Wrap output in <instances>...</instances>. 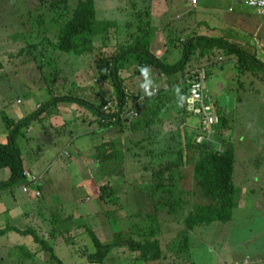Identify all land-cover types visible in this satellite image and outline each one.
<instances>
[{
    "label": "rangeland",
    "instance_id": "374dc122",
    "mask_svg": "<svg viewBox=\"0 0 264 264\" xmlns=\"http://www.w3.org/2000/svg\"><path fill=\"white\" fill-rule=\"evenodd\" d=\"M172 1H166V8H164L162 1V8H157V14H153L152 18V9L150 11V8L145 7L149 4V0H124L122 4L120 0H95L98 22L116 20L117 27L116 29L111 28L113 34L109 41L96 39L95 44L97 46L99 44L98 47H100L97 52L79 56L72 52L61 55V52L53 49V45L47 44H39L38 49L31 51L22 41H25L23 35L28 40L27 32L32 26L39 34H42V28L52 26L51 20L55 13L53 10H59L56 8V0H0V60L5 63L3 67H0V140L6 139L4 138L6 124L2 116L3 110L11 118H21L23 117L20 115L21 113L32 112L36 109L37 103H44L52 98L53 93H51L50 88L59 86L61 89L63 87V92H65L68 88L67 85L70 86L71 79L76 83L77 81L80 82L78 94L81 97L90 101L95 100L93 102L95 104L101 99L105 100L106 103L111 101L114 104L110 98L102 97L101 92H96L94 95L92 89L102 87L104 82L111 83L109 77H103L100 74V69L117 51L118 41L121 40L126 43L125 36L137 32L140 25L146 20L151 19L152 24L161 27L160 33H157L158 42L162 45V51L169 47L168 60L170 62L182 57V50L175 47L173 43L167 44L166 42L170 41L172 37H187L186 34L189 33H182L181 27L183 26L185 29L186 26L192 25V30L199 29L202 34H221L222 36H225L223 29L227 28L231 34H234H232L233 41L241 45L243 43V46L245 44L243 48L248 49V51H253L254 46L259 45L261 41L264 42L261 39V36L264 37L262 16L251 6L238 4L237 0H200L202 14L194 15L192 11L187 12L182 7L180 9L182 15L179 16L177 12H179V7L184 5L185 0H177V3ZM75 2L76 0H68L71 5ZM230 6H233L235 10L230 11ZM147 11L150 12V15H147ZM215 13L223 18H236L239 23L238 25L230 23L231 25L228 24L227 27H223L225 25L223 22V26L214 29H209L211 27L209 23L200 25L199 21H208ZM39 17L42 18L39 19ZM164 27H166V31L163 30ZM258 27L260 28V35H258ZM167 31L173 33H167ZM194 32H190L189 35L194 34ZM18 34L20 36L16 39ZM96 37L99 38L98 35ZM29 41H35V39L30 38ZM22 47H25L24 52L21 50ZM158 48L159 46H156L154 50H158ZM41 49L44 50L45 56L40 54L42 53ZM260 49L258 56L264 60V53ZM162 54L158 55L161 56ZM223 55L224 53L221 51L213 54L212 59L215 64L208 66L210 70L205 88L217 112L232 119L231 123L240 132H245L241 128H247L246 132L249 133L245 132L244 135L248 138L245 136L243 141L248 144L253 142L255 147H245L240 149V152L238 148V158L243 152V156H249L253 159L255 168H260V171H255V173L261 177L264 171V82L259 77L262 75L261 69L254 67V64L253 66L249 65L251 67L249 68L245 62L243 64L236 62L234 58H228V56L221 61L220 56ZM217 60L219 62H216ZM192 63L194 68H197L206 66L209 62L198 57L193 58ZM128 67L126 68L127 71L123 73V79L130 97L128 99L130 104H134L136 97L138 100L144 98L147 89L143 90V85L146 88L165 87L163 85L166 84L164 81L166 78L153 77L152 75L141 78V75H136L137 73L132 71L133 66ZM189 68L191 69V67ZM59 69L61 70L57 73ZM156 70L153 71L158 73ZM154 93L156 92L154 91ZM97 95L100 96L97 97ZM161 99L162 101H152L150 105L154 109L156 105L161 104L155 111L161 114L158 116H162V119L152 123V133H156L154 135L155 140L144 142L149 148L158 147V143H164L168 133L176 127L175 125L179 121L178 118H175L178 115L175 112L178 106L169 104L168 95H164ZM71 105L69 103L66 106L63 104L58 109L68 118H70L72 111L73 116L81 119L78 120L80 124L78 132H75L74 127L76 126L72 120L62 128L60 127L62 125L52 126L48 117L39 118L32 121L29 137H22L18 140L25 166L32 167L36 174L41 173L45 166L51 167L50 174L53 172L54 175V171L57 172L56 168H63V163L67 167L70 166L71 172H68L67 175L64 172L53 179L54 185H52L57 186V192L52 195L51 199L46 196L44 199L34 197L32 203L23 201L20 205L24 213L22 219L14 222L12 219L7 220L8 216L6 215L4 222L7 220L25 229L28 226H35L39 235L45 236L53 244L56 254L63 260L64 264L84 262L89 264L87 255L89 251L96 250L90 234L86 232L84 227L75 226L71 229L72 235H75L74 241L70 238L68 242L67 237L59 232L53 236L51 234L53 225L57 226L59 230L63 229L59 223L64 222L65 219L68 220L66 225L88 223L87 225L92 226L99 237L110 241L115 232L125 231L129 228L134 231L135 236L139 237L137 234L139 225L148 229L150 225H153L151 219L144 217V215L155 213L158 216L161 231L158 237L162 238L165 247L175 237L177 231L183 230L184 211L186 210L180 207L179 211L169 213L166 207L159 208L155 198L151 196L153 189L150 187L152 164L149 163L150 156L145 152L147 149L134 146L133 149L140 153L139 156H134L135 154L132 153L134 150L129 151L127 149V146L145 134L140 135V133L128 130L125 138L122 136L125 145L119 148L117 153L120 156L119 160L114 158L113 162L100 163L99 159L96 161L95 155L104 151L103 138L108 134L107 130L115 128V125L105 126L98 130L99 123L94 121L91 128H96L97 133L90 135V140L87 141V138L82 136L83 133L80 131L89 129L90 117L92 114L95 116L97 114L87 106ZM185 115L187 116L186 123L189 122L190 125L199 121V117L196 115L189 113ZM84 117L86 118L85 123L82 120ZM71 130H74L75 134H79V141H83L85 147L89 149L88 151L85 150L86 148L81 151L77 149L75 142H69ZM114 135L119 137V133L111 132L110 139H114ZM83 144L80 149L84 147ZM122 154L123 159L121 158ZM115 160L116 162H114ZM239 163L240 160H238V166H240ZM250 164L251 161L247 160L245 170H250L253 173ZM86 165H88L87 168ZM145 166L148 169H145ZM238 166L234 174V183L238 189L236 201L239 205L233 209L232 219L226 222L215 221L209 225L197 226L190 232L188 252L179 254L171 251L172 255L169 253L167 257L156 260L153 264H264V190L251 191L254 184L245 187L248 181L241 176ZM4 170L9 171L8 168H4ZM62 171L64 170L59 172ZM181 171L183 176L176 182V196L179 197L181 191L178 190L183 189L186 194H182V198L185 201L186 199L191 202L205 201L197 188L193 175V165L186 163ZM83 176L85 178L83 184L78 182V186H76V182L81 180ZM35 177L38 179L37 175ZM260 179L263 180V178ZM108 180L110 181L107 184L112 185L117 191L114 194H107L110 197L108 198L109 204L100 198L98 189V186ZM99 181L100 184H97ZM94 183L97 185L94 186ZM259 184L264 189V183L260 182ZM19 186L15 185L13 194L18 199H23V197H27V193L25 194V191L23 192ZM48 189L46 187L44 190L46 195ZM29 190V193H32L34 186H31ZM1 194L4 195L3 192ZM6 202L11 201L7 199ZM5 205L11 206L10 203H5ZM52 219H56V221ZM26 235L28 234L22 233L21 235L13 230H6L4 235H0V264H56L55 261L50 260L48 252L42 249L41 244L34 241L32 234ZM138 254L136 251L125 253L119 248L113 249L106 258V263L149 264L146 261L137 260L135 257Z\"/></svg>",
    "mask_w": 264,
    "mask_h": 264
},
{
    "label": "trees",
    "instance_id": "16d2710c",
    "mask_svg": "<svg viewBox=\"0 0 264 264\" xmlns=\"http://www.w3.org/2000/svg\"><path fill=\"white\" fill-rule=\"evenodd\" d=\"M152 1L153 0H149V4L145 7L151 8L150 4ZM56 5V8H59V10H53L55 13L51 20L52 26H46L44 29L42 28V34L36 32L34 26H32L27 32L28 40L25 38V35L22 36L25 39V41H22L31 51L33 49H38L39 44H47L53 45V49L57 50V52H61V55L70 52L79 56L86 53H93L96 49L94 45L95 36L100 35L103 41H109L113 34L111 33V28L116 29L117 27L116 20L98 22L95 0H76L75 4L72 5L68 3V0H56ZM146 13L150 15L149 11ZM147 17L150 18V16ZM41 18L42 17H39V19ZM200 25H202V23H200ZM157 29L158 27L152 24L151 19L146 20L140 25L137 32L125 36L124 40L126 43L121 40L118 41L117 51L111 55V59H108L106 65L102 66L100 69V74L103 77L107 76L111 79L114 97L110 99L114 101L116 109H111L109 111L105 110L104 106L106 102L103 99L98 100L95 104L81 97V95L74 94L75 91L72 89L75 87L74 84L76 82L70 78V86L67 85L68 88H66L65 92H63V87L61 88L62 90L59 86L50 88L52 91L51 93H53L52 98L46 100L44 103H39L36 109L26 116L11 118L4 113V110L2 111V116L6 124V132L4 134V138L6 139L0 140V170L8 168L10 175L5 179H0V189L4 187L14 188L16 184L20 185L21 183H23V185L33 184L25 174V171L28 169L25 167L22 149L18 140L19 138L26 137L27 129H29L34 119L49 118V108L54 106L58 107L60 103L68 102L70 104L92 108L94 113L97 114L96 116L97 119H99L101 128L102 125H115L116 129L114 132L119 133V137L115 136L114 139L102 143L104 151L97 153V159L100 160V163L113 162L114 158L119 160L120 156L117 153L119 152V148L125 145L124 139L122 140V136H125L123 132H128V130H130L134 133H140V135H142V133L145 134V136L140 137L137 141L127 146V149L129 151H135V149H133L134 146H139L144 150L147 149L145 152L150 156L151 160L149 163L152 164L150 171V187H153L151 196L155 198L159 208L166 207L169 213L179 211L180 207L186 210L184 211L183 230L177 231L175 237L164 247L162 238L158 237L161 231L159 228L158 216L155 213H146L144 215V217L151 219L153 225H150L149 229L139 225L137 230L139 237L135 236L134 231L129 228L125 231L115 232L110 241L103 240L99 237L94 228L87 225L88 223H78L73 226L71 224L66 225L68 220L65 219L64 222L59 221V224L63 227V229L60 230L57 226L53 225L51 234L56 236L58 232L63 233L65 237H67L66 239H68V242L70 238L74 241L75 235L71 233L73 227H84L86 232L90 234L96 247L95 251H89L87 255V262H89V264H107L106 258L109 253L117 248L125 253L128 251H136L139 254L135 258L137 260L146 261L149 264H153L156 260H162L164 257H167L169 253L172 255L171 251H175L179 254L188 252L190 248L191 230L195 229L197 226L209 225L215 221L226 222L231 220L233 209L238 203L236 201L238 191L233 180L236 151L231 138L226 136V130L232 128L233 124L230 122L229 117L220 115V121L216 124L215 138L217 139L216 141L220 143L221 149L217 148L218 143L214 141L197 143L196 137L202 132L200 123L197 128L189 127L186 123L187 116L185 114H187V112L184 108V100L188 93L187 78L189 75L191 77L196 76V74H191L192 70L195 69L192 59L198 57H202L206 62H209L206 65L208 77V66L215 64L212 56L217 51H221L227 55L235 54L240 63L243 64L245 62L248 66L250 64H255V62H259V60L256 55L250 54L242 45L232 41L230 38L222 35L202 34L198 29L197 32L193 31L194 34L192 35H189L190 33L186 34L187 37L185 38L180 36L170 37L171 39L167 44L173 43L175 47H179L182 50V57L174 62H170L168 60V54L170 52L169 47H167L161 56L152 51L151 46ZM182 33H184V31H182ZM19 36L20 34L16 36V39ZM30 38L40 40L29 41ZM21 50L24 52L25 47H22ZM41 52V55L45 54L43 49H41ZM128 63H135L138 65L136 70L138 74H143L145 72L150 73V70L157 69L159 74L172 77L168 87L166 84L163 85L165 87L157 86L151 88H146L145 85H143V90L147 89V93L144 96L146 99L143 103L137 102V116L124 115L127 110L129 95L125 88L124 79L120 75V70ZM4 64L5 63L0 60V67H3ZM261 64L264 66V63ZM189 67H191V69ZM60 70L61 69H59L57 73H59ZM58 90H61V92H58ZM154 91L156 93H154ZM139 93H141V91H139ZM164 95H168L170 98L169 104L172 103V105L178 106L175 112L178 115L181 113V116H175L179 121L175 125L176 127L168 133L167 140L164 143H158V147L153 146L149 148L146 147L144 142L147 140H155L154 135L156 133H152V123L156 120L158 121V119L160 120V118L162 119V116H158L161 114L155 111L161 104L156 105L154 109H152L150 105L154 100L162 101L161 98ZM136 98L134 99L135 101L137 100ZM134 151H132V153L135 154L134 156L140 155L139 152ZM121 158L123 159V154ZM116 160L114 162H116ZM186 163H191L193 165L194 179L205 201L191 202L188 199L185 201L184 198H182V194H186L183 189H179L178 191H181L179 192L180 195L179 197L176 196V182L183 176L181 170ZM144 168L148 169L146 166ZM109 181L110 180L98 186L100 198L107 204H109L108 198H110L107 194H114V192H117L112 185L107 184ZM39 182L32 186L40 190L41 194L36 196L34 191L32 193L34 197H41L44 199L45 196L42 197L43 185ZM72 219H74V217H72ZM52 220L56 221V219ZM8 228L0 229V235L5 234ZM18 231L21 232V234H32L34 241L41 244L42 249L48 252L50 260L55 261L56 264H64L63 260L56 254L53 244L48 238H45V236L39 235L35 226H28L25 230Z\"/></svg>",
    "mask_w": 264,
    "mask_h": 264
},
{
    "label": "crops",
    "instance_id": "0c3cea01",
    "mask_svg": "<svg viewBox=\"0 0 264 264\" xmlns=\"http://www.w3.org/2000/svg\"><path fill=\"white\" fill-rule=\"evenodd\" d=\"M121 1V4L123 3V1L124 0H120ZM163 1V4H164V8H166V1L167 0H153L152 1V3H151V8H150V11H151V9H152V11H151V17L153 18V14H157V8H162V6L163 5H161V2ZM172 2H176L177 3V0H173ZM237 3L238 4H244V5H246L244 2H242V1H239V0H237ZM197 4V5H196ZM196 4H191V1L190 0H185V3H184V5H182L181 7H179V12H177V14L179 15V16H181L182 14H181V12H180V9L182 8V7H184L186 10H187V12H189V11H192L193 13H194V15H197V14H199V13H201L202 14V10H200V8H202V4L200 3V0H198L197 1V3ZM178 7V6H177ZM192 9H191V8ZM196 8V9H195ZM229 10L230 11H234L235 9H234V7L233 6H230L229 7ZM255 10V9H254ZM199 11V12H198ZM211 17H213V18H211ZM210 17V20H208V21H204V20H202V21H199V23H202V25H205V24H207V23H209L210 24V26L211 27H209V29H214V28H216V27H221V26H223V22H225V25L223 26V27H227L228 26V24H230V23H233V24H237L238 25V23H239V21H238V19H234V18H223L222 16H220L219 14H213L212 16ZM245 21V20H244ZM246 21H248V19H246ZM218 23V24H217ZM263 23V22H262ZM227 24V25H226ZM231 25V24H230ZM161 29V27L159 26L158 27V29H157V31H156V34H155V37H154V41L152 42V46H151V48H152V51L155 53V54H160V53H163L166 49H164L163 51L161 50V44L158 42V35H157V33H160V30ZM181 29H182V31H184V33H190V32H193V31H195L196 32V30H192V25H188V26H186L185 27V29H184V26L183 27H181ZM184 29V30H183ZM190 29V30H189ZM260 28L258 27L257 28V31H258V35H260L259 34V30ZM163 30L164 31H166L167 29H166V27H164L163 28ZM169 30V29H168ZM167 33H173L172 31H167ZM223 33L225 34V37H227V38H230L232 41H233V36H232V34H231V32H230V30H227V28H225V29H223ZM204 34V33H203ZM215 35V34H214ZM221 35V34H220ZM234 35V34H233ZM255 35H257L256 34V32H255ZM215 36H217V35H215ZM96 37V36H95ZM98 37L99 38H94V45H95V47H96V49H95V52H97L98 51V49L100 48V47H98L99 46V44H98V46H97V44H95V42H97V40L99 41V39L100 40H102V37L100 36V35H98ZM232 37V38H231ZM97 39V40H96ZM261 39H263L264 40V37L263 36H261ZM40 39H38V40H35V41H39ZM96 40V41H95ZM167 43V42H166ZM237 43V42H236ZM103 44V43H102ZM239 44V43H238ZM239 45H241V44H239ZM156 46H159V48H158V50H154V48L156 47ZM244 46H245V44H244ZM243 46V43H242V47H244ZM98 47V48H97ZM260 48H262V49H260ZM259 49L260 50H262L263 51V53H264V42L263 41H261L260 42V44L259 45H257V46H254L253 47V51H248V49H246L250 54H253V55H256V57L258 58V60H259V62H255V64H254V67H258V68H260L261 69V71H260V73L262 74V75H260L259 77H261V79L263 80V82H264V66L261 64V63H264V60H262V59H260L259 58V56H258V51H259ZM223 53V52H222ZM228 56V58H234V60H236V62H239L238 61V57H237V55H235V54H230V55H227V54H224L223 56H220V59H221V61L222 60H224L225 59V57H227ZM216 62H219L218 60L216 61ZM254 63V62H253ZM137 65V64H136ZM136 65H135V63H128V64H126V66L123 68V69H121L120 70V75H121V77L122 78H124L123 76V73H124V71H127V69L126 68H129L128 66H133V68L134 69H132V71H134L135 73H137V68H136ZM204 65H206V64H204ZM251 66H253V64H250ZM135 66V67H134ZM249 68H251L250 66H249ZM154 70V69H153ZM153 70H150V73H144V74H139V76L141 75V78L143 77V76H147V77H149V76H158V77H161V78H166V79H164V81H165V83H166V85H167V87L169 86V81L171 80V78L172 77H166V76H163L162 74H159V73H156V72H154ZM209 70H210V68H209ZM157 71V70H156ZM130 72V71H129ZM128 72V73H129ZM252 72H254V71H252ZM154 73H156V74H154ZM133 74V73H132ZM136 75H138V73L136 74ZM141 80H143V79H141ZM163 82V81H162ZM78 86H81L80 85V82H78L77 81V85L72 89V90H74L75 92H76V94H78L79 93V87ZM92 92H94V95H95V93L96 92H101L102 93V97H107V98H113L114 97V89H113V87H112V85H111V83H106V82H104V84H103V86L102 87H96V88H93L92 89ZM91 92V93H92ZM90 93V92H89ZM78 95H80V94H78ZM100 95H97V97H99ZM94 98H95V96H94ZM130 98V97H129ZM137 100L134 102V104L132 105V103L130 104L129 102H128V108H127V110H126V112L124 113V115H129V113H130V111H132V110H134L135 108H136V104H137V102L139 103H143V101H145V99H146V97H144L142 100H138V98H136ZM111 100V99H110ZM90 101V100H89ZM95 100H92L91 102H94ZM68 102H63V103H60V105L58 106V107H56V106H54V107H51V108H49V110H48V114H50V116H49V119H50V122H51V125L52 126H54V125H62V126H60V127H65L71 120L74 122V124H75V126L76 127H74V130H75V132H78V128H80V124H79V121L78 120H81V119H79V118H76L75 116H73L72 115V111H71V116H70V118H68V117H66V116H64L63 114H62V112H60L59 111V107L61 106V105H63V104H65V106H66V104H67ZM70 104V103H69ZM39 105V103H37L36 104V107ZM71 105V104H70ZM214 105V104H213ZM71 106H73V105H71ZM132 107V108H131ZM135 107V108H134ZM131 108V109H130ZM215 108V107H214ZM66 110H68V108L66 107ZM129 110V111H128ZM216 110V109H215ZM70 111V110H69ZM30 112L28 111V112H24V113H21L20 115H22V116H26L27 114H29ZM219 113V112H218ZM220 115H222L221 113H219ZM180 115V114H179ZM179 115H178V117H179ZM61 116V117H60ZM72 117H74V118H72ZM172 118H173V116H172ZM163 119H165V118H163ZM83 123H85L86 122V118L84 117L83 119ZM229 120H230V122H232V119H230L229 118ZM94 121H96V122H98L99 123V119H97V116H95V115H93L92 114V117H90V123H89V125H90V128L89 129H82L81 131H80V133H83V135L82 136H84L85 138H87V141H89L90 140V135H92V134H94V133H97V130H96V128L94 129V128H91V126L93 125L92 123L94 122ZM164 121V120H163ZM187 125L189 126V127H198L199 126V121L198 122H196L195 124L193 123V125H190L189 124V122L187 123ZM233 126V125H232ZM103 127H105V125H102V128ZM32 129V124L30 125V127H29V129H27V133H26V137H29V132H30V130ZM101 127H100V125H99V128H98V130H101L102 129ZM115 129L116 128H109V130H107V133L108 134H106V136L103 138V142H107L108 140H110V138H111V136H110V133L111 132H114L115 131ZM241 129H243L245 132L247 131V128H241ZM74 130H71V132H70V139H69V142L70 143H73V142H75L76 143V147H77V149H79V150H81V151H84L83 149H85L86 147H85V144H83V141L81 142V141H79V134H75L74 133ZM227 132H226V136L227 137H229V138H231V141L233 142V144H234V146H235V151H236V159H235V170H234V174L236 173V171H237V166H238V160H240V166H238V170H239V172H240V174H242L241 176H243L244 177V179H246L247 181H248V184H246L245 185V187L246 186H248V185H253L254 184V186H253V189H251V191H253V192H255V191H257L258 189H260V190H264V189H262L261 187H263L262 185H260L259 183L261 182V183H264V171H263V175L260 177L257 173H255V171H260V168H255V166H254V161L252 162V160L253 159H251L249 156H243L242 155V153L240 154V156H239V158H238V148H239V152H240V149H244L245 147H255L254 145V143L253 142H249V144L246 142V141H243V139L245 138V136L246 135H244L245 134V132H240L239 131V129L238 128H236V127H232V128H230V129H228V130H226ZM246 133H249V132H246ZM127 134V132H123V135H126ZM115 136H117V135H114V137ZM236 136H237V138H236ZM125 137V136H124ZM247 137V136H246ZM248 138V137H247ZM37 143L39 144V142L37 141ZM84 145V147H82V149H80V146L81 145ZM95 146V145H94ZM86 151H88L89 149H85ZM95 157H96V161H97V153H96V155H95ZM240 157H242V158H240ZM251 161V164H250V167H252V169H253V173L250 171V170H245V164H246V161ZM26 167V166H25ZM63 168H56L55 170L57 171L56 173H55V171H54V175H53V172H52V174H50V171H51V167H45L44 166V168H43V171L41 172V173H39V174H36L35 172H34V170H33V168L32 167H30V166H28V167H26V169H28L32 174H35V175H37L38 176V178H40V182L39 183H41L43 186H42V189H43V196H45V198H46V196H48L50 199H51V197H52V195H55V193L57 192V186L55 185V186H53L54 184V181H53V179H55V178H57V177H59L61 174H63L64 172H65V175H67L68 174V172L70 173L71 172V170H69V167H67V166H65L64 165V163H63V166H62ZM88 167V165H86V168ZM54 170V169H53ZM60 170H64V171H62V172H59ZM33 171V172H32ZM8 172V173H7ZM9 175H10V172L9 171H5L4 169H2V170H0V179H5L6 177H9ZM74 176H76L75 174H74ZM247 176V177H246ZM253 177V178H252ZM260 178H263V180H261ZM94 180V179H93ZM233 180H234V178H233ZM53 181V182H52ZM85 181V178H84V176L82 177V179L81 180H79V181H77L76 182V186H78V182H81V184H83V182ZM259 181V182H258ZM53 184V185H52ZM73 184V183H72ZM97 184H100V182L99 183H97ZM97 184H95L94 183V186H96ZM235 184V183H234ZM236 186V185H235ZM23 187V183H21L20 184V186H19V188L20 189H22V191L24 192V189L22 188ZM46 187H48L49 189H48V191H47V195L44 193V190H45V188ZM245 189V188H244ZM237 191H238V189H237ZM243 191V190H242ZM241 191V192H242ZM4 193V195H0V229H3V228H8V226H9V228H8V230H10V231H14V232H18L19 234H21V232H19L18 230H23V229H25V228H23V227H21V226H19L18 224H16V223H11L10 221H7V220H10V219H12L14 222H18V221H20L22 218L21 217H23L22 215H24V213L22 212V210H21V203L23 202V201H29L30 203H32L33 202V198H34V195H33V193H29L30 192V190L29 191H25V194H26V196L27 197H23V199H21V198H17L14 194H13V192H14V188H1L0 189V193ZM33 192V191H32ZM244 193H246V191L244 190ZM10 200L11 202H12V200H13V203H11V202H6V200ZM243 202H244V199L242 200ZM241 201V202H242ZM5 203H10L11 204V206L10 205H8V206H6L5 205ZM237 205H239V203H237ZM4 210H6V211H4ZM20 210H21V212H20ZM5 213V214H4ZM6 215L8 216V218H7V220H5V222H4V216L6 217ZM4 235V234H3ZM22 235V234H21ZM2 236V235H1ZM26 236H30V234H28V235H26ZM36 248V247H35Z\"/></svg>",
    "mask_w": 264,
    "mask_h": 264
},
{
    "label": "built area",
    "instance_id": "2783aa9c",
    "mask_svg": "<svg viewBox=\"0 0 264 264\" xmlns=\"http://www.w3.org/2000/svg\"><path fill=\"white\" fill-rule=\"evenodd\" d=\"M198 0H191V4H196ZM244 2L246 5L253 7L261 16L264 22V0H239ZM192 75L187 78L188 93L184 100V108L187 113L191 115H196L199 117V123L202 128V132L196 137V142L204 143L205 141H214L216 140V124L220 121V115L215 110L213 103L210 101L211 97L208 95L205 88V82L207 78V69L206 66L197 67L192 70ZM104 109L109 111L111 109H116V105L107 102L104 106ZM138 111L132 110L129 113V116H137ZM124 117V116H123ZM217 148L221 149L220 143L217 142ZM25 174L29 177V180L33 184L23 185L24 191H29V188L35 183L39 182L34 174L26 170ZM34 193L36 196L41 194L40 190L34 187Z\"/></svg>",
    "mask_w": 264,
    "mask_h": 264
},
{
    "label": "clouds",
    "instance_id": "9594fccd",
    "mask_svg": "<svg viewBox=\"0 0 264 264\" xmlns=\"http://www.w3.org/2000/svg\"><path fill=\"white\" fill-rule=\"evenodd\" d=\"M220 115V114H219ZM198 143V142H197ZM23 188V187H22Z\"/></svg>",
    "mask_w": 264,
    "mask_h": 264
}]
</instances>
